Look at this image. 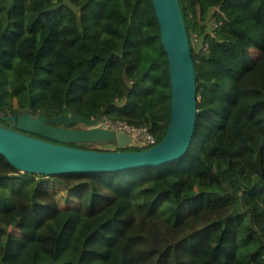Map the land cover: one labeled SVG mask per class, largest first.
<instances>
[{"label": "trees", "instance_id": "obj_1", "mask_svg": "<svg viewBox=\"0 0 264 264\" xmlns=\"http://www.w3.org/2000/svg\"><path fill=\"white\" fill-rule=\"evenodd\" d=\"M180 1L191 45L205 34L207 47L194 54L189 148L127 192L99 173H31L0 154V264H264V0ZM61 46L90 77L84 87L69 78L57 105ZM171 92L153 0H0L4 123L24 112L101 115L159 142Z\"/></svg>", "mask_w": 264, "mask_h": 264}, {"label": "water", "instance_id": "obj_2", "mask_svg": "<svg viewBox=\"0 0 264 264\" xmlns=\"http://www.w3.org/2000/svg\"><path fill=\"white\" fill-rule=\"evenodd\" d=\"M168 54L172 84L171 120L165 136L141 149H95L71 142H94L127 147L132 136L97 125L102 117L64 113L56 117L24 112L0 120V154L16 168L40 174L89 171L122 172L138 167L161 166L179 159L189 148L198 112L197 74L194 54L204 50L206 35L194 47L190 43L180 0H153ZM78 123L86 126L76 127Z\"/></svg>", "mask_w": 264, "mask_h": 264}, {"label": "rangeland", "instance_id": "obj_3", "mask_svg": "<svg viewBox=\"0 0 264 264\" xmlns=\"http://www.w3.org/2000/svg\"><path fill=\"white\" fill-rule=\"evenodd\" d=\"M196 41L197 39H195L193 43H196ZM56 61H57V67L53 73V82L51 89L56 104L60 105L63 102V92L69 78H74V77L79 78L78 82L75 84L84 87L88 85V80L90 75L86 66L78 63L74 54L66 46H61L57 49ZM249 100L251 104L254 103L259 104L260 102V99L257 95H255L253 98ZM75 126H78L79 128H83L86 125L83 123H78ZM94 146L107 148V149L116 148L114 144L96 143L94 144ZM130 146H136V144H132ZM151 167H152L151 169L141 170V172L137 174H133L130 171L118 172L119 173L118 175H113L111 173H99V174L105 180H110L114 188L119 192H127L134 183H137L149 176L157 175L162 170L161 168H156L157 166H151ZM22 228L28 231V228L26 227H22Z\"/></svg>", "mask_w": 264, "mask_h": 264}, {"label": "built area", "instance_id": "obj_4", "mask_svg": "<svg viewBox=\"0 0 264 264\" xmlns=\"http://www.w3.org/2000/svg\"><path fill=\"white\" fill-rule=\"evenodd\" d=\"M205 49L207 47H204ZM97 125L112 129L116 132H126L132 136L131 144H143L146 146H152L157 143L156 137L146 128V127H139L135 125H131L126 121L120 119H111L108 117H101L100 120L97 122ZM117 148L118 146L114 144ZM129 145V146H130Z\"/></svg>", "mask_w": 264, "mask_h": 264}, {"label": "flooded vegetation", "instance_id": "obj_5", "mask_svg": "<svg viewBox=\"0 0 264 264\" xmlns=\"http://www.w3.org/2000/svg\"><path fill=\"white\" fill-rule=\"evenodd\" d=\"M76 127H78V126H76Z\"/></svg>", "mask_w": 264, "mask_h": 264}]
</instances>
